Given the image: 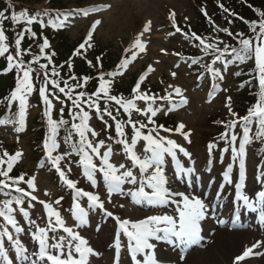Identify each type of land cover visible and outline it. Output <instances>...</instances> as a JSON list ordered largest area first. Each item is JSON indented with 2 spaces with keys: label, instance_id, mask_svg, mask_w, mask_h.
<instances>
[{
  "label": "rangeland",
  "instance_id": "obj_1",
  "mask_svg": "<svg viewBox=\"0 0 264 264\" xmlns=\"http://www.w3.org/2000/svg\"><path fill=\"white\" fill-rule=\"evenodd\" d=\"M62 3V8L59 10L52 7V11L58 10L61 12V18L63 19L65 14L71 13L68 15L67 21L64 27L57 29L51 28V33L48 34V40L50 43V48L45 49V52L53 51V47L57 46V37L56 32L61 31L65 38H67L66 43L72 47L70 54L66 57V62H64V66H67L70 71L74 70L76 66L85 65L90 69L89 75H93L88 77L87 82L95 81L96 86L92 89V91L98 90L99 85V77L101 74H104L105 80L112 79L113 83L111 85V94H115L116 88H124L122 91H126V88L130 89L129 94H123L122 91L117 92L115 95L123 96L125 100L130 99L135 95L134 87L135 84L139 81L140 77L143 75L146 77L144 80L141 91H147L149 95L155 94L158 99L155 101L154 106L163 109L158 112L157 116L154 118L157 122L158 119H161L164 116L170 115L174 116L175 123L177 125L183 124L185 127L183 132H190V141L188 143L184 136L180 132H164L160 131L159 134L161 136H165L167 138L175 140L180 145L184 146L189 153L191 154V160L184 158L182 154L180 155V159L185 166H193L195 167L196 172V164L200 168H204L210 164V168H214V175L220 174V170L226 168V165L231 162V150L227 154L223 153L221 149L225 147V143L223 140H218V146L213 152L209 153V144L212 141L216 142L217 139H211L217 133L223 132L219 127L215 126L217 122H224L225 120H232L233 117L229 113V107L227 98H231V109L235 113L239 114V116H244L248 111L240 112V100L243 85H240L238 82L239 78L237 77V72L243 68L244 63H237L236 61L228 64L227 67L224 66V61L217 62L214 67L224 73V79H216L213 80L211 74L204 73L202 78H196L197 73H201L204 71L202 65L206 63H210L209 56L211 54H204L201 49L196 47L195 43L191 41L192 39H186L185 36L176 32L175 26H180L184 33H187L189 37H191V28L197 26L198 23H201L203 20L209 24L211 27L213 34L212 37L208 38L210 43H214L218 40H223L226 44H233L235 46H239L236 39L233 37H222V32H217L215 30L214 25L219 26L220 28H230L233 33H238V26L235 25L232 21L231 23L228 21V15L224 11L223 8L219 7L221 3L220 0H58ZM49 2V1H48ZM47 0L43 1L40 4H34L30 9H27L32 14H39L40 12L46 13L48 8H51L48 5ZM238 2L237 7L232 13L238 11H242L241 8L249 7V3L247 0H235ZM11 4V7L9 5ZM249 4V5H248ZM248 5V6H247ZM20 2L17 0H0V11H3L11 16V13L21 12L24 9ZM97 9V11H88L89 9ZM250 8V7H249ZM255 15L256 21H260L262 18L259 13L264 11V4H261L260 7H256ZM205 10L207 11V17L204 15ZM88 14L85 15L84 13ZM238 13V12H237ZM251 16V13H249ZM57 15V14H54ZM52 16V15H51ZM39 18L37 22L34 24L42 25H51L49 20ZM244 19V20H243ZM240 19L242 23L244 21H249L250 18ZM39 21H43L41 24ZM99 21L98 24L96 22ZM151 22L150 30L145 32V28L148 27V22ZM214 22V24H213ZM94 30H93V26ZM4 31L8 37V43L12 49L13 55H15V39L16 34L18 32H23L25 28H31L32 31L37 33L36 37H33L30 33H25V38L22 41L21 49H31V52H25L23 59L27 62L32 59L33 56L41 55L40 48L43 43L44 38L46 37L45 33H41L36 30L34 26L27 25L26 23H16L14 24L11 19L4 21ZM53 27V25L51 26ZM41 28V27H40ZM241 28V27H240ZM247 28V26H246ZM242 29V28H241ZM248 30L243 32L246 37H253V47L255 46L254 37L259 32V27L257 26L256 32H252L251 28H247ZM92 32V40L88 43L91 44V47H88V44L85 45L84 49H81V55H75V50L78 46L85 42L86 38L89 35V32ZM141 33L143 35L141 36ZM52 38V39H50ZM54 40V41H52ZM139 40L141 43L145 45L144 50L141 51L136 46V41ZM194 41V40H193ZM31 42V43H30ZM35 42H39L35 43ZM32 44V46L28 47L27 45ZM223 47V44L220 45ZM107 50L108 56L114 57L115 60V71L108 70L107 73L110 72H122V75H117L115 78L107 77L106 71H101V66L103 63L101 59L98 60L96 57V53L100 50ZM174 53H179L180 55H175ZM7 54L3 56L6 58ZM134 56V58H133ZM254 56V54H253ZM195 58L200 61L199 64H192L191 58ZM127 59L129 61L126 68H119L122 61ZM40 60H43L41 58ZM46 60V59H44ZM89 61L91 64H89ZM252 64L256 65L255 59L251 61ZM45 63H49V61H45ZM178 65V67H177ZM151 66V68H150ZM32 67L36 69L32 74V82L35 86L34 91L27 94L26 100V110L24 116L23 125L15 124H0V148H2V152L0 151V157H2L5 161L9 158L4 157V152L7 151L10 155H14L16 152L22 153L20 157L13 162V168L10 173L11 177H18L20 175H24L25 179H29L32 176L36 177L35 185L36 189L33 192L34 195H37L40 200H44L46 202L52 203L53 207L58 211L61 217L66 221L67 226L73 227L74 230L79 231L81 235H83L86 239H88L90 246L94 249L95 252L99 253L97 255V264H112L113 252L116 249V239L117 233L119 232V241L121 245L122 251H124L122 264H128V259L131 257V253L127 247V237L121 232L116 220L113 217H108L104 214V212L100 209H96L90 207V203L86 197H81L79 202L81 205L87 206L85 208L86 211L89 212L88 223L84 226H81L79 229L75 228V224L77 223L73 216V192L67 188V186L63 183L61 178L59 177L56 170L53 168L52 172L42 170L40 166H37L34 160L35 158V146L36 142L34 141L37 137L35 132L32 130L35 128L34 119L39 114L42 115V123L39 127H36L38 133L42 134L43 141L48 138V133L50 131L48 123V117L45 115L46 106L43 103V99L39 93V88L43 86V73L44 69L40 68V62L37 64H33ZM42 70V72H41ZM51 68L49 67V71ZM175 72L177 75L175 77L172 76V73ZM18 70L14 68L13 70V79L15 80L14 85L10 89V95L8 99L3 102L0 101V121H5L9 112L13 114L10 115L12 119L15 116L18 118L19 114V101L12 102L10 104L9 98L11 97L12 92L18 86L17 80ZM39 73V76H37ZM259 75V71H258ZM3 76L2 74L0 77ZM81 80L78 79L82 84L84 83L83 78ZM77 79L74 81H68L69 84L71 82H77ZM169 85L174 87H179L182 90V96H177L174 92V87L170 88ZM214 85L217 86V90L215 95H212L214 90ZM61 86H64L63 83ZM223 89V90H220ZM51 90V88H50ZM132 90V91H131ZM76 91H81L77 89ZM173 93V99L170 102L168 99L160 100L159 97H166L167 93ZM75 95V93H73ZM186 99L187 103L175 108L174 110L169 111L171 107V103H179L181 99ZM62 100H67V98L61 94ZM55 105L54 109L51 111V116L55 120H59L61 118V114L59 109L61 108V104L59 101L53 100ZM136 106L145 109L148 106V103L145 101H136ZM101 109L104 107V100L100 101ZM109 108L112 110L113 115L117 117L118 120L126 121L128 116L124 113L123 108L118 105H115V102L109 103ZM17 108V109H16ZM65 111L63 113V118L70 119L71 112V102H67L64 105ZM120 109L117 111L116 109ZM12 109V110H11ZM83 110L87 111L90 115V119L86 121V123L97 132L100 133V136L92 137L89 133V138L94 142L98 139H104L106 141V145L112 147L113 156L111 157V162L119 166V164L124 163L128 165L130 161L127 159L126 153L123 150V146L116 143V133H115V122L111 120L110 117L105 115V121L108 124H111L113 129L106 127L104 121L99 119V113H97L94 109L88 108L86 105L83 106ZM8 113H7V112ZM167 113V114H165ZM11 114V113H10ZM5 115V118H4ZM19 119V118H18ZM131 119L133 121H143L147 123V117L133 111L131 115ZM216 123V124H217ZM214 124V125H213ZM152 125H149L151 128ZM18 128L22 130H17ZM257 126L255 124L252 125V140H259L256 138L255 131ZM125 132L131 141V137L133 135L132 128L130 126L125 127ZM114 131V132H113ZM145 132L147 129L144 130ZM236 133L238 137L243 135L242 129L238 124L236 129ZM155 135V133H153ZM112 136V140H108L107 137ZM264 139V138H262ZM59 148L53 155L63 154L65 152L72 151L71 144H66L64 140L57 137ZM239 145V139L237 140V146ZM145 147V142L140 140L136 145L137 153L143 155V150ZM256 142L252 141V144L246 146V159L248 161V171L252 173L251 176L253 180H250L247 190H251L256 184L257 176L261 174V171L264 167V161L261 163L262 166H257V161H259L255 154ZM105 149H101V153H103ZM216 150V151H215ZM43 152L46 157V149L43 148ZM217 152V153H215ZM75 152L70 157H67L72 164L71 173H67L69 178L76 179L79 181L78 187H82L87 191L99 192L101 199L105 201V207L112 211L115 215L120 216L121 219H129L132 221H138L146 218L147 216L152 215H178L175 210V205L168 204L166 206H151L147 202L143 203H135L132 201L130 196L113 194L112 203L107 202V191L106 187L103 183L102 177L98 175V187L92 188L90 181L87 180L86 177L83 176V169L79 166L78 161L80 157L75 158ZM223 157V163L221 162V158ZM47 158V157H46ZM95 160V158H94ZM264 160V158H263ZM95 162L99 163V160H95ZM175 161L168 158V161L165 165V174L169 180V187L173 191L185 192L194 194L204 199L200 193L198 194V190H186L184 189L183 182L184 179H181V184L174 173ZM238 167V161H237ZM4 169L7 168V164L2 166ZM63 167V162H62ZM234 167V168H235ZM258 167L259 170H256ZM138 172V169L136 170ZM258 171V172H257ZM16 172V173H15ZM18 174V175H17ZM212 176V172L210 173ZM0 179H4L0 177ZM192 184V183H191ZM20 187H25L26 190L32 191V189H28L27 186L21 182ZM256 186V185H255ZM131 185H124L125 190H127ZM8 190V189H5ZM48 193V195H46ZM63 196V200L59 205L55 204V200L59 197ZM205 200V199H204ZM35 207L32 209H28L31 213V217L36 219L41 227H45L47 224V210L38 202H33ZM206 204H208L205 201ZM120 205H123L121 208ZM13 207L16 208V211L13 213L19 223L24 226V231L21 233H15V230L11 228V226H7L6 222L2 220L0 222V230H3L5 227L8 228L9 231H12L15 235L16 239H20L27 248L38 247L37 242L32 238L31 231L28 227V219L23 217L19 212V206L13 204ZM25 208H28L27 200L25 202ZM215 215V214H214ZM214 215L210 214L209 217L205 220H211L212 223L218 229L216 233V239L218 233H233V231H229L228 227L220 226V223L217 222V219L214 218ZM3 219V218H0ZM54 219V217H53ZM203 223V222H202ZM201 224V223H200ZM227 230V231H222ZM61 235H66L62 230H58L55 233H49V236L59 237ZM198 244L192 245L187 249L186 254H184V259L192 255H196V259L199 258V254L202 253L206 247L207 240L204 238ZM225 235V234H224ZM252 238V237H251ZM254 239V238H253ZM251 240L246 245L242 246V248L238 249L236 253L233 254L234 261L235 258L241 255L244 251L255 244V240ZM54 241L50 239L49 243H53ZM157 248L159 250L167 251L169 256V260L175 259L177 257H181L182 252L181 249L175 248L173 244H168L166 242H157ZM8 250H12L8 247ZM254 251V248H253ZM252 251V252H253ZM29 252H32L31 249ZM13 255V253H9V255ZM94 257V256H93ZM104 257V259L100 258ZM96 257L91 259V264H96ZM264 258H260L259 262ZM183 259V260H184ZM132 260V259H131ZM199 260V259H198ZM258 260V259H256ZM134 263L135 261L132 260ZM158 261H161L162 264H169L167 260L163 258H159ZM167 261V262H165ZM230 261V260H229ZM228 261V262H229ZM13 264H27V262H22L17 259H13ZM236 263V262H235ZM259 264V263H258Z\"/></svg>",
  "mask_w": 264,
  "mask_h": 264
},
{
  "label": "snow or ice",
  "instance_id": "obj_2",
  "mask_svg": "<svg viewBox=\"0 0 264 264\" xmlns=\"http://www.w3.org/2000/svg\"><path fill=\"white\" fill-rule=\"evenodd\" d=\"M11 7V4L9 5ZM219 7L223 8L225 12H230V9L225 8L223 4ZM88 11H97V9H89ZM85 15L88 13L85 12ZM68 15L65 14L63 19L61 14L57 13L56 18L51 21L52 25L57 29L64 27ZM204 15L207 17V11L205 10ZM235 15V13H232ZM259 15L264 18V11H261ZM11 19L16 23H26L32 25L37 22L36 17H29L25 11L19 13L12 12L9 17L5 12L0 11V57L7 54L6 59L8 61L9 70L13 68L18 70L17 80L18 86L12 92L9 98L10 104L15 101H19V119L7 121H0V124L5 123H16L23 125L24 116L26 110V96L32 91L36 90L32 82V74L36 71L32 67L33 64L39 63L40 59H46L52 61V56L55 55L52 52L50 55L45 54V49L50 48V43L47 38H44L40 48V56H33L30 61L23 59L25 52H31V49H21L22 41L25 38V33H30L33 37L37 36V33L32 31L31 28H25L23 32H18L15 39V55L12 53V49L9 45L8 37L4 31V21ZM243 19V18H241ZM43 24V21H39ZM99 21L96 22L98 24ZM249 24L252 32H256L257 26L259 32L254 37L256 43L253 47V37H245L244 33H233L230 28H220L214 25L217 32L227 34L229 37H236L239 47L233 44H226L223 40H218L214 43H208L207 37H201L196 33H192L191 37L187 33H184L180 26H175L176 32L182 33L186 39H192L198 41L196 47L201 49L206 55L211 54L214 58L211 63L203 65L206 73L211 74L213 80L217 78L220 80L224 79V73L214 67L219 61H224V66L227 67L228 61L225 59L227 56L233 55L235 60L243 62L246 59H250L252 55L255 56L256 67L259 71V87L260 93L258 101L255 105L248 109V112L244 116H239L231 109V98L228 97L229 113L233 117L232 120L224 124L226 131L221 133L219 140H223L225 147L221 151L225 154L231 150V162L226 165L225 170L222 172L223 181L227 183H233V172L234 167L238 161L239 168V183L236 184L237 189V201L242 202V206L246 209H254L257 203L264 205V190H261L255 194V197H250L244 191L246 181V146L252 142V125L257 126L256 138H264V19L260 21L246 22ZM214 24V22H213ZM151 22H148V27L145 28V32L150 30ZM95 25L93 26L94 30ZM143 33H141V36ZM92 40V32H89L85 42L81 43L75 50V55H81V49L91 47L88 43ZM223 44V47L220 45ZM136 46L143 51L145 45L139 40L136 41ZM180 55L179 53H174ZM134 58V56H133ZM99 60V58H98ZM129 61L123 60L119 68H126ZM192 64H199L200 61L191 58ZM89 64L91 62L89 61ZM178 67V65H177ZM40 68L44 69L43 73V86L39 88V93L43 99V103L46 106L45 115L48 117L49 133L48 138L44 141V148L46 149L47 161L56 170L63 183L73 192V216L75 221V228L79 229L88 223L89 212L86 211L80 204L79 200L81 197H86L90 203V207L99 208L108 217H113L121 232L127 237L128 250L131 253V258L135 261V264H162L158 261L156 256V243L166 242L168 244L181 246V260L184 258L187 249L192 245L198 244L203 240L201 235L202 229L200 222L207 219L210 214L214 215L213 210L209 204L205 203V200L194 194L173 191L169 187V180L165 174V165L168 158L176 162V172L182 177H187L189 180L195 174V167L185 166L180 159V155L188 160H191V154L189 151L175 140L161 136L160 131L171 132L172 129L166 128L163 124H157L154 119L158 112L163 109L155 107V101L158 97L153 94L149 95L147 91H141V86L146 79L145 76H141L139 81L135 84L134 93L135 95L125 100L123 96L111 94L112 79L105 80L104 74L99 77L98 90L87 94L85 91H76L79 88L86 86L88 77H84L83 84H69L67 81L61 79V73L57 70V67L53 64L49 71V63L40 64ZM151 68V66H150ZM122 72H110L107 76L115 78L117 75H122ZM239 75V73H236ZM177 74L172 73L175 77ZM39 76V73H37ZM202 78V77H201ZM72 80H76L75 76L71 77ZM63 83L64 86H61ZM170 88L174 86L169 85ZM51 88V90H50ZM217 86L214 85L212 95H215ZM223 90V89H220ZM174 92L177 96H182V90L179 87H174ZM75 93V95H73ZM63 94L67 100L61 99ZM160 100L168 99L170 102L173 99V93L169 92L166 97H159ZM53 100L59 101L62 105L59 109L61 118L55 120L51 116V111L55 105ZM104 100V107L101 109L100 101ZM150 102L145 109H141L136 106V101ZM67 102H71L70 119H64L63 113L65 111L64 105ZM115 102V105L123 108L124 113L127 114L128 119L126 121L118 120L113 115L112 110L109 108V103ZM187 103L186 99H181L179 103H171L169 111ZM86 105L90 109H94L99 113V119L104 121L106 127L111 128L112 125L105 121V115L110 117L115 122V133L116 143L123 146V150L126 153L127 159L130 161L128 165L121 163L119 166L111 162L113 156V149L106 145L104 139H98L93 141L89 138V133L92 137H99L100 133L95 129H92L86 121L90 119V115L87 111H83V106ZM119 111L120 109H116ZM135 111L145 117H147V123L143 121H133L131 119L132 112ZM167 114V113H165ZM80 122L77 123L76 121ZM224 123V122H222ZM67 134L64 137L66 144H71L72 151L65 152L63 154L53 155L54 152L59 148L57 137L62 127L67 128ZM240 125L243 135L238 137L235 129L237 125ZM149 125H152L149 128ZM130 126L132 128L131 141L127 137L125 127ZM184 125L181 123L175 129L176 132H180L188 143H191L189 137L190 132H183ZM147 129L145 132L144 130ZM22 130L20 128L17 129ZM155 133V135L153 134ZM78 136V140L73 141V136ZM108 140H112L113 137H107ZM239 139V145L237 146V140ZM143 140L145 147L143 155L137 153L136 145ZM106 150L101 153V149ZM209 153L213 152L217 148V144L210 143ZM73 152L80 157L78 164L83 169V176L90 181L92 188L98 187V175L102 177L103 183L107 191V202L112 203L113 194L130 196L132 201L135 203L147 202L151 206H166L168 204L175 205V210L178 215H152L147 216L144 219L138 221H132L129 219H121L120 216L115 215L112 211H109L105 207V201L101 199L99 192L87 191L82 187H78L79 181L76 179L69 178L67 173H71L72 164L67 159ZM4 157L9 159L5 161L0 157V192H3L5 196L9 193L4 191L5 189L14 190L20 195L13 197L12 199H6L0 203V218L6 222L7 226H11L15 230V233L23 232L24 226L14 216L16 208L13 204L19 206V212L23 217L28 219V227L31 231L32 238L37 242L38 249L29 252L27 246L20 240L16 239L12 231H9L7 227L0 230V260L4 261L5 264H13V261L9 257L8 249L5 247L4 240L11 242V248L14 250L16 256L20 257L22 262L27 264H90V256L99 255L90 246L88 239L80 234L79 231L74 230L73 227H69L66 221L61 217L60 213L56 211L52 203L40 200L37 195L33 192L36 189L35 180L36 177L32 176L29 179H25L24 175L18 177H11L10 173L13 168V162L22 155L20 152H16L14 155H10L7 151L4 152ZM99 160V163L95 160ZM63 162V167H62ZM223 163V157L221 158ZM7 164V168L4 169L2 166ZM138 169V172L136 171ZM264 177V173L261 174ZM259 179V178H258ZM23 182L28 189L20 187L19 185ZM264 183V180L261 181ZM212 181H210L211 185ZM131 185L125 190L124 185ZM219 191L217 195H219ZM48 195V193H46ZM27 200L28 208H25V202ZM63 200V196L55 200V204L59 205ZM38 202L46 210L47 224L45 227H41L36 219L31 217V213L28 209L35 207L33 202ZM122 208L123 205H120ZM240 205H237L239 208ZM54 217V219H53ZM237 220L239 219L237 215ZM217 222L224 224L223 219H217ZM235 223V221H234ZM58 230H62L66 235H61L58 238L55 236L50 237L49 233H55ZM120 233H117L116 249L117 254L121 249L119 241ZM53 240V243L49 241ZM261 242H257L252 247L248 248L241 255L235 258L236 264L240 261L245 260L253 251V248L259 247ZM142 257V259H141Z\"/></svg>",
  "mask_w": 264,
  "mask_h": 264
},
{
  "label": "trees",
  "instance_id": "obj_3",
  "mask_svg": "<svg viewBox=\"0 0 264 264\" xmlns=\"http://www.w3.org/2000/svg\"><path fill=\"white\" fill-rule=\"evenodd\" d=\"M17 1L20 2V5L23 6V8H21V9L27 10V9H30L32 7V5L40 4L46 0H17ZM220 1L223 3L224 6L229 8L232 12L235 9V6L237 7L238 5H240V4H238V2H235V0H220ZM247 1L250 4V5L248 4L250 8L249 7L243 8L242 7L241 8L242 11H238V9H237L238 13L237 12H234V13L236 15H238L240 18H243V17L250 18L251 17V19H248L249 21H246V22L256 21L255 15L253 14L255 12L254 9H256L255 6L260 7L261 4H264V0H247ZM47 2H48V5L50 7L52 6L56 9L62 8V3L58 0H47ZM249 13H251V16ZM231 19L234 21V23L236 25H239L242 28V30L247 29L246 25L248 23H246V22L242 23L241 21L234 19V18H231ZM195 31L197 33L205 36V37H211L214 30L212 31L209 24H207L203 20L201 23L197 24ZM56 37H57V43H58L56 48L54 46L53 51L51 50V51L45 52V54H49V55L52 52L55 53V55L52 56V61L50 62L49 67L51 68L52 65L54 64L57 67V70L61 73V79L64 81H66V80L74 81L71 79V77H73V76H75L76 78H78L80 80H81L82 76H85V77L92 76L94 71H92V74L89 75L90 69L88 67H86L85 65H82V66L78 65L72 71H70L67 66H64V62H66V57L70 54L72 47H74V46H70L66 43L67 38H65L63 33L56 34ZM50 39H52V38H50ZM52 41H54V40H52ZM35 43L40 44L39 42H35ZM27 46L30 47V46H32V44H29ZM96 54H97L96 57L103 60L102 61L103 66H101V71H107L115 65L114 57H112V55L108 56L107 55L108 51L106 49L105 50L101 49ZM36 56H38V55L36 54ZM45 61L46 60L43 59V60H40L39 62H40V64H43V63H45ZM13 70H14V68L12 70H9L7 59L4 57H0V72L1 73L6 72L4 76L0 77V101H2V102L4 100H6V98L9 96L8 94L10 92V89L14 85L15 80L12 78L13 77V75H12ZM41 72H42V70H41ZM78 79H77V82H71V84H76V83L82 84ZM95 86H96V83L94 80H92L91 82H87L85 87L79 88V89L81 91H85L87 94H91V93H93L92 89ZM246 87L247 88L242 91L241 97H240L241 102H240V106H239V111L242 113L245 111H248V109L250 107L255 105L258 101V96H259V88L257 86V83L251 82L249 84V87L248 86H246ZM116 90H117V92H120V91L124 90V88L122 89L120 87H117ZM122 92H123V94H126V93L129 94L130 89L126 88V91H122ZM2 104H4V102ZM41 120H42L41 114H39L38 116L35 117V119H34L35 128L32 130V132H35L37 135L36 139L34 140L36 142V146H35L36 147L35 148L36 149L35 150L36 155L34 158V160H35L34 163H36V164L37 163H43V165L46 167L45 169H50V165L48 164L47 160L43 156V138L44 137L42 136L41 133L40 134L38 133V130L36 128V127H39V125L42 123ZM163 121L166 122L168 126L174 125L173 120H170V119L168 120L166 118ZM216 123H215V126L220 128L221 122H218L217 124ZM68 128H70V124H69V126H67V128L62 127L60 130L64 137L67 134ZM73 141H76L75 135L73 136ZM0 151L2 152V148H0Z\"/></svg>",
  "mask_w": 264,
  "mask_h": 264
},
{
  "label": "bare ground",
  "instance_id": "obj_4",
  "mask_svg": "<svg viewBox=\"0 0 264 264\" xmlns=\"http://www.w3.org/2000/svg\"><path fill=\"white\" fill-rule=\"evenodd\" d=\"M201 222H203L202 232L205 236L204 238L207 240V244L204 251L199 254V258L196 259V255H192L187 259L183 258L184 260H181V257L169 260L170 258L168 257L167 251L159 250L157 247L155 250L156 256L167 260L169 264H236L233 254L254 238L253 240H255V244L259 241L261 242V245L254 248L251 255H249L245 260L240 261L239 264H264V258L259 262L260 258L264 255V240L257 237L254 233V229L243 228L242 230L233 232L232 234L219 232L216 239L218 229L215 224L212 223L211 220L205 219Z\"/></svg>",
  "mask_w": 264,
  "mask_h": 264
}]
</instances>
